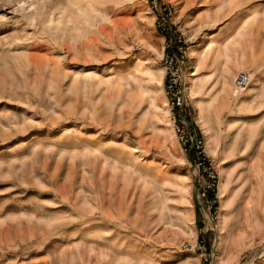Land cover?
Listing matches in <instances>:
<instances>
[{"label": "rangeland", "instance_id": "374dc122", "mask_svg": "<svg viewBox=\"0 0 264 264\" xmlns=\"http://www.w3.org/2000/svg\"><path fill=\"white\" fill-rule=\"evenodd\" d=\"M0 264H264V0H0Z\"/></svg>", "mask_w": 264, "mask_h": 264}, {"label": "built area", "instance_id": "2783aa9c", "mask_svg": "<svg viewBox=\"0 0 264 264\" xmlns=\"http://www.w3.org/2000/svg\"><path fill=\"white\" fill-rule=\"evenodd\" d=\"M179 43H180V39ZM178 42V41H177ZM175 42L171 40L170 44L167 45L166 50L168 54L166 56V61L169 59V64L171 65L173 62V66L170 68H166L167 72V89L175 90L173 97L171 98V106L173 109H178L181 111L183 106L185 105V86L186 79L189 76H186V67L184 59H185V51L181 47L175 48ZM252 82V74L250 72L242 71L237 74L234 80V85L232 89V98L238 100L241 95L247 90L249 85ZM180 117V116H179ZM173 122L175 124L176 120L173 118ZM180 125L176 127L177 132L183 134L185 140L184 144L189 146V149L192 151L194 148L199 149V144H195L193 138L190 136L189 132L185 129L184 123L179 119ZM199 143V142H198ZM206 196V192L203 191L200 193V197L204 198Z\"/></svg>", "mask_w": 264, "mask_h": 264}, {"label": "bare ground", "instance_id": "6f19581e", "mask_svg": "<svg viewBox=\"0 0 264 264\" xmlns=\"http://www.w3.org/2000/svg\"><path fill=\"white\" fill-rule=\"evenodd\" d=\"M191 75H189V77H190Z\"/></svg>", "mask_w": 264, "mask_h": 264}]
</instances>
